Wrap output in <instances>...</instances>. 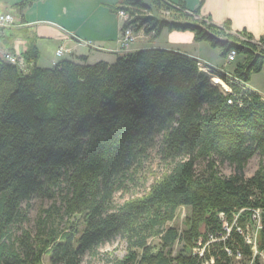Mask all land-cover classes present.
I'll return each mask as SVG.
<instances>
[{
    "label": "trees",
    "instance_id": "16d2710c",
    "mask_svg": "<svg viewBox=\"0 0 264 264\" xmlns=\"http://www.w3.org/2000/svg\"><path fill=\"white\" fill-rule=\"evenodd\" d=\"M107 6L128 14L122 29L153 38L164 29L189 30L222 57L231 50L240 58L229 73L208 64L199 69L196 58L180 51L147 47L118 53L112 63L80 56L45 67L33 35L22 55L25 70L5 60L14 52V31H5L0 264H43L45 257L46 264L86 258L90 264H199L192 246L208 234L222 236L223 221L231 225L230 238L210 244L206 258L228 264L224 243L251 257L236 227L244 229L249 211L259 209L264 248V161L245 175L248 161L264 155V98L240 80L264 73V35L253 42L245 30L232 33L229 21L218 26L198 17V7L187 11L182 0ZM224 164L230 174L221 173ZM33 199L50 203L40 207L32 233L22 225ZM180 207L188 210L182 227L172 223ZM116 240L120 256L103 250Z\"/></svg>",
    "mask_w": 264,
    "mask_h": 264
},
{
    "label": "crops",
    "instance_id": "0c3cea01",
    "mask_svg": "<svg viewBox=\"0 0 264 264\" xmlns=\"http://www.w3.org/2000/svg\"><path fill=\"white\" fill-rule=\"evenodd\" d=\"M20 1L22 0H0V14L9 13L20 23L11 26L13 28H0V36L9 29L14 31L12 45L17 55H23L27 48V39L33 35H36L40 52L39 64L45 67L63 58L80 62V56H86L87 63H112L118 55L114 49L120 35L121 21L107 6L117 0H37L19 8L16 5ZM182 1L187 11L198 7V17H207L208 21L215 25L221 26L225 21H229L232 33L245 30L252 36L253 42L258 43L264 35V0ZM164 30L159 35H162ZM166 36L167 39L163 43H158V40L150 43L146 36H143L145 40L140 36L131 45V50L147 47L172 49L206 61L210 66L224 67L223 71L231 73L234 64L231 66V63H225V57L221 56L219 49L212 48L207 42H195L191 31H167ZM87 40L92 41L95 47L85 46L83 41ZM59 45L68 49L61 57L55 55ZM81 49L94 52L92 60ZM246 83L249 89L260 94L250 81Z\"/></svg>",
    "mask_w": 264,
    "mask_h": 264
},
{
    "label": "built area",
    "instance_id": "2783aa9c",
    "mask_svg": "<svg viewBox=\"0 0 264 264\" xmlns=\"http://www.w3.org/2000/svg\"><path fill=\"white\" fill-rule=\"evenodd\" d=\"M121 21V30L120 35L117 40L116 48L114 49L117 53H124L131 51V45L136 41V39L142 36V31L135 33L131 28L122 29V25L124 22L129 20V16L123 10H119L117 13ZM20 25L18 21H16L13 16L9 13L0 14V26L1 27H11ZM85 46H94L95 44L90 41H83ZM68 49L59 45L55 50V55L61 57ZM236 57L235 51H229L225 56V63H231L234 61ZM4 58L8 62H12L16 66L27 70V63L23 60L22 56L17 55L15 52L13 53H5ZM205 64H210L206 61H202L197 59V65L200 67H205ZM224 70V67H220ZM239 80V79H238ZM247 83L240 80V86L247 87ZM229 91H232V88H229ZM264 98V96L262 97ZM231 103V100H228ZM240 102L239 100L237 101ZM253 217L251 222H247L245 224V228L241 229L240 227H236V230L239 234H242L244 237L245 242L250 246L252 249V257L245 258L238 248H232L227 246L226 243L223 244L222 250L225 251L227 257L229 258L228 264H264V248L259 246V232L262 228V223L260 221V210L259 209H252ZM236 220V219H235ZM233 221V223L235 222ZM222 228L225 230V233L222 236H214L212 234H208L206 240H202L198 238L194 245L192 246V254L193 256L197 257L199 260V264H211L213 263V258L207 259L205 256V251L210 244L213 242L223 241L225 242L226 239L230 238V230L231 225L229 226L226 221H223Z\"/></svg>",
    "mask_w": 264,
    "mask_h": 264
},
{
    "label": "rangeland",
    "instance_id": "374dc122",
    "mask_svg": "<svg viewBox=\"0 0 264 264\" xmlns=\"http://www.w3.org/2000/svg\"><path fill=\"white\" fill-rule=\"evenodd\" d=\"M164 15L165 17H167L168 15L167 14H160L159 16H162ZM142 36H146V38H142V39H146L148 40L150 43L151 42H154L158 40V43H163L166 41V35H167V31L164 30V33L162 35H158L156 38H153L151 37L150 35H144V33L142 32ZM88 48V47H87ZM90 50V49H88ZM82 52L88 54V57L90 60H92V55L94 52H88L87 49L85 50H82ZM240 57L236 56L235 58V61L238 60ZM235 64L231 62V66ZM230 66V67H231ZM201 68V67H200ZM215 78V77H214ZM215 80L217 82H219L216 78ZM213 81V80H212ZM250 84L253 85L255 88H257V90L260 92V94H262V96H264V73L261 71V72H257V73H253L250 77ZM213 83V82H212ZM214 84V83H213ZM264 161V155L261 157L259 155H255L253 156L247 163L246 167H245V175L246 176H250L254 173V171L256 170V168L258 167V164L260 161ZM151 163H154L153 164V168L157 167V162L156 161H153V159L151 158ZM219 169L221 171V173L223 174H230L231 173V168L224 164V165H220L219 166ZM50 201L49 200H43V201H40V200H37V199H33L32 200V208L30 209V218H29V221L24 223L22 225L23 228H26V229H29L32 231V233L36 230V222H35V217L38 215L39 211H40V207H47L49 205ZM188 210H187V207H180L177 212H176V216L174 218V221L172 222L173 224H176L178 226H181L182 227V221L185 217V215L187 214ZM251 217H253V212L250 210L249 211ZM237 218V216H234V219L233 221ZM248 220V219H247ZM246 220V221H247ZM249 222V221H247ZM16 233H20V230H15ZM103 250H106V251H113V254L115 255H122L123 253V245L121 243V241L119 240H116L114 241L112 244H107L103 247ZM87 260L83 262V264H90L88 262L89 258H86ZM47 262V257H45L43 259V264H46ZM248 264V262L246 263Z\"/></svg>",
    "mask_w": 264,
    "mask_h": 264
},
{
    "label": "bare ground",
    "instance_id": "6f19581e",
    "mask_svg": "<svg viewBox=\"0 0 264 264\" xmlns=\"http://www.w3.org/2000/svg\"><path fill=\"white\" fill-rule=\"evenodd\" d=\"M4 53V52H3ZM4 56V55H3ZM9 63H11V64H13L12 62H9ZM15 65V64H14ZM202 69H205L204 67H201ZM199 69H200V67H199ZM252 250V249H251ZM251 257H252V255H251Z\"/></svg>",
    "mask_w": 264,
    "mask_h": 264
}]
</instances>
